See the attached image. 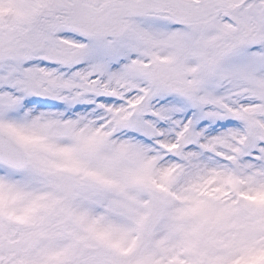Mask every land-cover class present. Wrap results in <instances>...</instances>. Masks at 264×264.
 Segmentation results:
<instances>
[{
  "label": "snow or ice",
  "instance_id": "obj_1",
  "mask_svg": "<svg viewBox=\"0 0 264 264\" xmlns=\"http://www.w3.org/2000/svg\"><path fill=\"white\" fill-rule=\"evenodd\" d=\"M0 264H264V0H0Z\"/></svg>",
  "mask_w": 264,
  "mask_h": 264
}]
</instances>
